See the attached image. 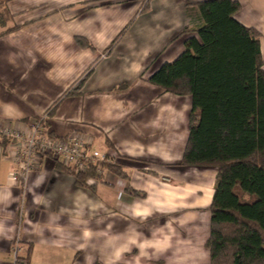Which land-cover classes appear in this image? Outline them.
Wrapping results in <instances>:
<instances>
[{
	"label": "crops",
	"instance_id": "crops-1",
	"mask_svg": "<svg viewBox=\"0 0 264 264\" xmlns=\"http://www.w3.org/2000/svg\"><path fill=\"white\" fill-rule=\"evenodd\" d=\"M201 1L7 4L12 19L0 31L20 28L0 37V126L46 117L53 136L90 138L89 151L111 155L128 177L106 170L103 182L81 187L42 156L25 180H14L17 165L0 145V264H12L16 241L29 264H210L218 169L181 165L192 97L148 80L197 36L185 30L202 24ZM236 1V18L260 32L264 57V0Z\"/></svg>",
	"mask_w": 264,
	"mask_h": 264
},
{
	"label": "trees",
	"instance_id": "trees-1",
	"mask_svg": "<svg viewBox=\"0 0 264 264\" xmlns=\"http://www.w3.org/2000/svg\"><path fill=\"white\" fill-rule=\"evenodd\" d=\"M10 1L0 0V22L5 26L12 19L7 10ZM196 6L202 24L187 28L185 33L197 36H191L184 52L174 61L163 63L148 80L167 92L192 97L189 136L181 165L218 169L210 205V233L205 243L210 264H264L261 34L236 18L241 9L236 0H204ZM19 28L7 27L0 31V37ZM76 42L81 47L93 48L82 36H76ZM90 73L88 70L67 94L77 93ZM9 143L11 140L3 138L0 145L7 148ZM54 160L57 168L74 175L81 187H95L88 180L102 179L98 165L115 175L128 177L122 166L114 162L90 163L86 171H77L61 160ZM126 191L143 196V192L131 187ZM22 260L23 264H29L28 260Z\"/></svg>",
	"mask_w": 264,
	"mask_h": 264
},
{
	"label": "built area",
	"instance_id": "built-area-1",
	"mask_svg": "<svg viewBox=\"0 0 264 264\" xmlns=\"http://www.w3.org/2000/svg\"><path fill=\"white\" fill-rule=\"evenodd\" d=\"M45 122L46 117H40L32 120L25 128L0 126V142L5 137L11 140L7 150L11 161L17 165V169L12 172L14 180H25L31 171L39 168V160L42 156L61 160L64 164L75 167L77 171H86L90 163L114 162L111 155L92 154L88 149L91 144V139L88 137L51 136ZM97 168L98 171H102L100 165ZM20 253V243L16 241L12 264H23Z\"/></svg>",
	"mask_w": 264,
	"mask_h": 264
},
{
	"label": "rangeland",
	"instance_id": "rangeland-1",
	"mask_svg": "<svg viewBox=\"0 0 264 264\" xmlns=\"http://www.w3.org/2000/svg\"><path fill=\"white\" fill-rule=\"evenodd\" d=\"M97 171H98V168H97ZM106 170H103L102 169V171L100 172V171H98L99 172V174L101 175V177H102V179H100V178H91V183L90 184H97L98 182H102L101 180H103V174H104V172H105Z\"/></svg>",
	"mask_w": 264,
	"mask_h": 264
}]
</instances>
